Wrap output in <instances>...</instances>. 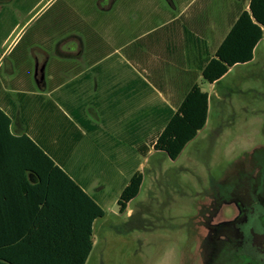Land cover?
<instances>
[{"label":"crops","instance_id":"1","mask_svg":"<svg viewBox=\"0 0 264 264\" xmlns=\"http://www.w3.org/2000/svg\"><path fill=\"white\" fill-rule=\"evenodd\" d=\"M252 1L0 0V110L11 136L32 140L104 211L118 206L134 175H143L142 189L152 160L170 159L155 149L167 128L171 140L199 128L202 94L208 123L215 89L233 75L245 80L264 61ZM222 49V63L234 66L209 83L204 72ZM54 191L61 217L84 234L82 195L71 186ZM90 241L95 246L94 234Z\"/></svg>","mask_w":264,"mask_h":264},{"label":"rangeland","instance_id":"2","mask_svg":"<svg viewBox=\"0 0 264 264\" xmlns=\"http://www.w3.org/2000/svg\"><path fill=\"white\" fill-rule=\"evenodd\" d=\"M247 71L245 80L233 75L215 89L220 95L197 143L177 161L152 160L133 216L116 203L106 208L87 264H218L244 210L239 201L216 200L242 191L238 175L255 161L264 166V61Z\"/></svg>","mask_w":264,"mask_h":264},{"label":"trees","instance_id":"3","mask_svg":"<svg viewBox=\"0 0 264 264\" xmlns=\"http://www.w3.org/2000/svg\"><path fill=\"white\" fill-rule=\"evenodd\" d=\"M252 10L258 23L264 26V0H253ZM220 51L219 60L206 68L205 80L219 81L234 64H223L226 57ZM253 60L250 55V60ZM204 100V120L199 128L186 131L181 140H171L174 128L165 130L155 149L178 158L185 146L203 129L208 118V94ZM192 96L188 100H191ZM11 120L0 110V264H85L93 250L94 222L103 219L105 211L68 178L35 143L27 137L14 138L10 134ZM178 137V136H177ZM180 138V137H179ZM28 173L38 180L32 184ZM143 175H134L124 189L119 202L123 214L140 192ZM54 186H71L84 199L85 233L79 235L78 225L71 217L64 218L55 201Z\"/></svg>","mask_w":264,"mask_h":264},{"label":"flooded vegetation","instance_id":"4","mask_svg":"<svg viewBox=\"0 0 264 264\" xmlns=\"http://www.w3.org/2000/svg\"><path fill=\"white\" fill-rule=\"evenodd\" d=\"M253 165L249 174L238 175L240 183L246 184L242 191L216 200L219 206L225 200L239 201L244 210V217L227 232L231 245L218 264H264V166H256V161ZM256 171L260 172L258 179L253 177Z\"/></svg>","mask_w":264,"mask_h":264}]
</instances>
